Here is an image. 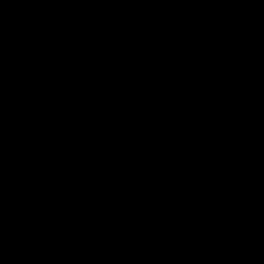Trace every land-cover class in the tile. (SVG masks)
<instances>
[{
  "label": "trees",
  "instance_id": "1",
  "mask_svg": "<svg viewBox=\"0 0 264 264\" xmlns=\"http://www.w3.org/2000/svg\"><path fill=\"white\" fill-rule=\"evenodd\" d=\"M118 2L125 14L109 26L61 2L0 0L6 45L28 58L21 68L0 52V133L23 155L0 166V192L46 205L0 209V264H225L204 245L230 264H264V7L246 18L250 52L238 63L226 44L193 43L189 9L147 19L153 0ZM124 71L138 77L133 96L65 78ZM239 81L250 153L216 137L243 112L214 91Z\"/></svg>",
  "mask_w": 264,
  "mask_h": 264
},
{
  "label": "water",
  "instance_id": "2",
  "mask_svg": "<svg viewBox=\"0 0 264 264\" xmlns=\"http://www.w3.org/2000/svg\"><path fill=\"white\" fill-rule=\"evenodd\" d=\"M66 3L79 19L84 21L114 26L122 22L125 11L117 0H50ZM180 7L189 9L200 21L193 43L206 47L228 45L241 63L250 52L251 24L247 16L259 13L264 7V0H153L152 7L145 17L167 20ZM9 59L15 58L12 50L4 53ZM124 62L119 63L122 67ZM93 87L100 95L133 96L138 77L126 71L111 79H98ZM241 83V81H239ZM98 88V89H97ZM23 155L9 148L0 133V166H18ZM101 153L98 161L104 160ZM46 205L42 201L17 197L0 192V209L18 215H41ZM230 263V262H228Z\"/></svg>",
  "mask_w": 264,
  "mask_h": 264
},
{
  "label": "rangeland",
  "instance_id": "3",
  "mask_svg": "<svg viewBox=\"0 0 264 264\" xmlns=\"http://www.w3.org/2000/svg\"><path fill=\"white\" fill-rule=\"evenodd\" d=\"M7 30L5 26L2 24L0 20V52L3 53L5 57H7L4 53L9 48L5 42V36L7 34ZM15 58L8 59L19 65L21 68H26L28 66V58L19 53H15ZM67 80L74 82L75 84L87 85L90 87H97L98 85L93 82V80L87 78L84 74L81 73H72L65 77ZM220 91H227L234 95L235 101L242 109V116L236 119V127L231 133H216L217 140L219 143L225 148L232 151H245L250 153L252 151V141L245 134V126L247 124V109L244 106L245 96L247 92V88L244 84L235 82L230 83L226 87L221 89H216L214 92L218 93ZM75 129L81 134L82 139L86 138V126L84 125H76ZM229 211H226L227 214ZM231 217L234 216L233 213L230 214ZM205 259L210 262H232V259L227 257L220 249L214 248L212 246L204 245L201 249Z\"/></svg>",
  "mask_w": 264,
  "mask_h": 264
},
{
  "label": "flooded vegetation",
  "instance_id": "4",
  "mask_svg": "<svg viewBox=\"0 0 264 264\" xmlns=\"http://www.w3.org/2000/svg\"><path fill=\"white\" fill-rule=\"evenodd\" d=\"M60 3V2H59ZM61 3H63V2H61ZM116 3H118L119 4V2H118V0L116 1ZM64 4H66V3H64ZM67 5V4H66ZM120 5V4H119ZM68 6V5H67ZM69 7V6H68ZM124 8V7H123ZM181 8V7H180ZM69 9H70V7H69ZM74 12V11H73ZM75 13V12H74ZM92 80V79H91ZM98 85V84H97ZM99 87L101 86V85H98ZM98 89V88H97ZM149 225L150 226H153L156 230H159V231H161L160 230V225L157 223V224H154L153 222H151V223H149ZM165 230H166V232L169 234V232H170V229L168 228V227H166L165 226ZM162 232V234H167L166 232H163V231H161ZM225 264H230V263H228V261H225L224 262Z\"/></svg>",
  "mask_w": 264,
  "mask_h": 264
}]
</instances>
